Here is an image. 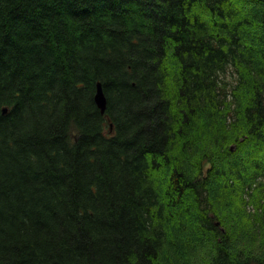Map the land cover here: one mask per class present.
Here are the masks:
<instances>
[{
  "label": "trees",
  "instance_id": "obj_1",
  "mask_svg": "<svg viewBox=\"0 0 264 264\" xmlns=\"http://www.w3.org/2000/svg\"><path fill=\"white\" fill-rule=\"evenodd\" d=\"M263 229L264 0H0V264H264Z\"/></svg>",
  "mask_w": 264,
  "mask_h": 264
},
{
  "label": "water",
  "instance_id": "obj_2",
  "mask_svg": "<svg viewBox=\"0 0 264 264\" xmlns=\"http://www.w3.org/2000/svg\"><path fill=\"white\" fill-rule=\"evenodd\" d=\"M94 100H95L96 105L100 109V111L102 113H104V111L106 109V97L103 93L100 82H97V84H96ZM5 111H6V109H3V112H5Z\"/></svg>",
  "mask_w": 264,
  "mask_h": 264
},
{
  "label": "bare ground",
  "instance_id": "obj_3",
  "mask_svg": "<svg viewBox=\"0 0 264 264\" xmlns=\"http://www.w3.org/2000/svg\"><path fill=\"white\" fill-rule=\"evenodd\" d=\"M211 84V83H210ZM213 215V214H212ZM262 232V231H261ZM263 232H264V229H263Z\"/></svg>",
  "mask_w": 264,
  "mask_h": 264
}]
</instances>
